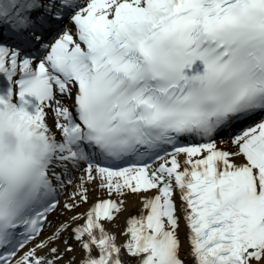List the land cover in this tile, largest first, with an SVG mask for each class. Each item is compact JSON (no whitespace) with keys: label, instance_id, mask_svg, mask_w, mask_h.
<instances>
[{"label":"snow or ice","instance_id":"1","mask_svg":"<svg viewBox=\"0 0 264 264\" xmlns=\"http://www.w3.org/2000/svg\"><path fill=\"white\" fill-rule=\"evenodd\" d=\"M5 132L0 264H264V0H0Z\"/></svg>","mask_w":264,"mask_h":264},{"label":"clouds","instance_id":"2","mask_svg":"<svg viewBox=\"0 0 264 264\" xmlns=\"http://www.w3.org/2000/svg\"><path fill=\"white\" fill-rule=\"evenodd\" d=\"M21 151L25 156L36 160L43 159L45 143L43 140L33 137L29 142L21 145L14 134L5 132L0 136V158L17 156Z\"/></svg>","mask_w":264,"mask_h":264},{"label":"bare ground","instance_id":"3","mask_svg":"<svg viewBox=\"0 0 264 264\" xmlns=\"http://www.w3.org/2000/svg\"><path fill=\"white\" fill-rule=\"evenodd\" d=\"M81 211H83V209H81ZM182 228H183V222H182ZM184 231L186 232V231H187V229H186V228H184ZM77 255H79V253H77Z\"/></svg>","mask_w":264,"mask_h":264}]
</instances>
